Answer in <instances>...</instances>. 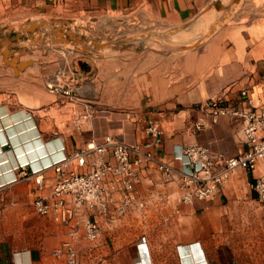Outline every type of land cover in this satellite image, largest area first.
<instances>
[{"label":"crops","instance_id":"1","mask_svg":"<svg viewBox=\"0 0 264 264\" xmlns=\"http://www.w3.org/2000/svg\"><path fill=\"white\" fill-rule=\"evenodd\" d=\"M219 4V0H0V23L45 21L56 27L77 26L83 34L106 31L114 18L138 19L167 30L197 29L214 19L195 39L199 41L211 36L204 38L220 20L215 19ZM228 39L221 31L203 50L116 51L97 67L89 61L93 67L86 74L87 92L68 103L72 126L77 121L83 124L78 137L73 131L59 132L55 106L43 115L44 110L24 103L0 104V264H60L64 258L56 259L54 252L69 240L71 231L51 219L43 226L44 217L33 205L36 184L21 168L41 171L43 195L50 198L56 174L48 166L90 143H103L110 135L132 145L144 144L151 121L163 129L162 145L154 149L156 159L169 164L176 178L165 176L156 163L145 162L135 187L136 197L146 202L144 209L119 216L113 205L109 217L89 213L100 224V236L114 235V264H264V209L251 187V172L239 169L211 201L186 204L181 189V173L194 170L184 155L187 146L208 149L215 161L220 156L238 157L247 149L242 117L214 118L199 108L201 104L220 96L239 110H250L252 106L242 101V91L249 90L253 106L264 108V78L248 75L249 66L237 53L222 48ZM201 123L204 127L199 129ZM106 187L116 201L121 199L115 183ZM86 219L79 215L75 222ZM106 248L103 242L98 250Z\"/></svg>","mask_w":264,"mask_h":264},{"label":"rangeland","instance_id":"2","mask_svg":"<svg viewBox=\"0 0 264 264\" xmlns=\"http://www.w3.org/2000/svg\"><path fill=\"white\" fill-rule=\"evenodd\" d=\"M219 1L220 8L215 19H223L222 24L211 27V36L195 43V39L208 30L214 19L197 29L186 26L167 30L149 26L138 19L114 18L115 21L106 31H89L83 34L77 26L56 27L45 21L14 25L0 23V104L4 101L24 103L44 110L43 115L55 106L59 132L70 135L73 131L78 133V137L81 136L80 128L83 124L77 121L72 126L68 103L73 97H83L87 92L89 79L86 74L93 66L97 67L100 60L114 55L116 51L170 54L187 53L193 49L203 50L209 45L210 39L221 31L228 33L229 37L222 43V48L237 53V58L249 66L248 75L257 73L264 78V0H236L228 18L224 16L229 12L228 8L233 0ZM144 35H148L150 39H137ZM172 44L179 45L182 50H173L169 47ZM253 66H257L256 69ZM57 76H61V80L67 81L66 83L73 76L76 77L74 83L78 84V92H73V95H68L67 90L52 92L48 84ZM219 98L221 97L217 96L216 99ZM71 136L73 139L74 136ZM259 206L264 209L263 205ZM43 221L44 227L49 226V218H44ZM103 242L107 248L100 252L98 247ZM74 245L80 264L115 262L112 234L102 235L95 241L83 238L74 242ZM60 264H65V260L62 259Z\"/></svg>","mask_w":264,"mask_h":264},{"label":"built area","instance_id":"3","mask_svg":"<svg viewBox=\"0 0 264 264\" xmlns=\"http://www.w3.org/2000/svg\"><path fill=\"white\" fill-rule=\"evenodd\" d=\"M75 78L73 76L68 84L61 80V76H57L48 84V88L52 92L67 90L68 95H73L79 88L74 83ZM225 101L222 97L212 99L199 108L214 118L228 115L242 117L243 143L247 149L238 157L226 159L220 156L215 161L208 149L187 146L184 155L189 158L194 170L191 173H181L183 201L191 204L195 200H214L223 192L232 175L239 169H245L254 175L251 187L259 204L264 206V108L253 106L254 99L249 90L242 91V101L252 106L250 110H239ZM197 127L201 129L204 124H198ZM148 134L149 138L141 145H132L110 135L103 143H90L48 166L46 169H51L56 174L50 198L43 195L45 186L41 171L28 173V167L21 168L24 177L27 180L33 179L36 184L37 196L33 205L37 214L71 228L69 240L54 252L56 259L64 258L65 264H80L74 242L82 238L91 241L99 238L100 224L90 219L89 213L92 216L98 214L109 217L112 215V206L116 205L117 214L125 216L131 211L146 207L145 200L135 195V187L139 181L138 169L143 163H156L165 176L176 178L175 170L169 164L158 161L154 154V149L160 148L163 141L161 124L151 121ZM108 154L109 159L105 158ZM108 182L117 185L121 194L119 201L110 194L106 187ZM79 215H86L87 219L83 223H76Z\"/></svg>","mask_w":264,"mask_h":264},{"label":"bare ground","instance_id":"4","mask_svg":"<svg viewBox=\"0 0 264 264\" xmlns=\"http://www.w3.org/2000/svg\"><path fill=\"white\" fill-rule=\"evenodd\" d=\"M235 4H236V0H233L232 2H231V4H230V6H229V8H228V11L229 12H227L226 13V15L224 16V18H228V15L231 13V10H233V8L235 7ZM223 19H220V20H218L217 22H215L214 23V25H213V27L215 28V27H218L220 24H222V21ZM210 33L208 32V33H205L204 34V38H206L208 35H209ZM146 37H148V35H144V37L142 36V38H141V36H138L137 37V39H146ZM176 42V41H175ZM195 42H197L196 40L194 41V43ZM192 46V45H191ZM170 48H172V49H176V50H180L181 49V47L179 46V45H175V44H172L171 46H169ZM193 262H190V264H192Z\"/></svg>","mask_w":264,"mask_h":264}]
</instances>
